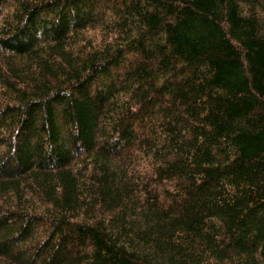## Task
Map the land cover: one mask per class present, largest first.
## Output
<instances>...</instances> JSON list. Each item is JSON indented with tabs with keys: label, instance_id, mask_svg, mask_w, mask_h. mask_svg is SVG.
<instances>
[{
	"label": "trees",
	"instance_id": "16d2710c",
	"mask_svg": "<svg viewBox=\"0 0 264 264\" xmlns=\"http://www.w3.org/2000/svg\"><path fill=\"white\" fill-rule=\"evenodd\" d=\"M0 264H264V0H0Z\"/></svg>",
	"mask_w": 264,
	"mask_h": 264
}]
</instances>
